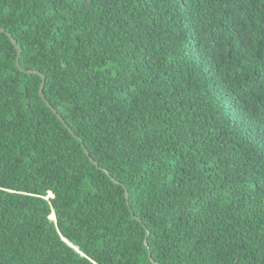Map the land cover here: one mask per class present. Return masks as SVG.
<instances>
[{
  "label": "trees",
  "instance_id": "trees-1",
  "mask_svg": "<svg viewBox=\"0 0 264 264\" xmlns=\"http://www.w3.org/2000/svg\"><path fill=\"white\" fill-rule=\"evenodd\" d=\"M0 28V264H264V0H0Z\"/></svg>",
  "mask_w": 264,
  "mask_h": 264
},
{
  "label": "water",
  "instance_id": "water-1",
  "mask_svg": "<svg viewBox=\"0 0 264 264\" xmlns=\"http://www.w3.org/2000/svg\"><path fill=\"white\" fill-rule=\"evenodd\" d=\"M3 31H4V29H3V28H0V32H3ZM7 35H8V37H9L11 43L13 44V46H14L15 49H16V53H17V55H16V60H15L16 67H17L19 70H22V71H23V69L21 68L20 63H19V56H20V53H21V49H20L19 45L16 43L15 39L12 37V35H11L10 33H8ZM29 72H30V73H34V74H37L38 76H40V77L42 78V82H41L40 87H39V95H40V97L45 101L46 105H47L49 108H51V110L57 115V117L59 118V120H60V121H61V122H62V123L68 128V130H69L72 134H74L73 131H72V130L66 125V123H65L64 120H63V118L57 113L56 109L53 108V107L51 106V104H50V103L46 100V98H45V95H44V93H43V87H44V83H45V75H43L41 72L36 71V70H29ZM76 138H77V137H76ZM87 155L89 156L88 152H87ZM89 158H90V160H91L95 165H98L97 162L94 161L91 157H89ZM104 171L109 175V173H108L107 170H104ZM111 180H112L113 182H115V183H118V181H116L114 178H111ZM125 197H126V202H127V204H128V192L126 191V189H125ZM144 243H145V245H147L146 240H145ZM151 261H153V260L151 259Z\"/></svg>",
  "mask_w": 264,
  "mask_h": 264
}]
</instances>
